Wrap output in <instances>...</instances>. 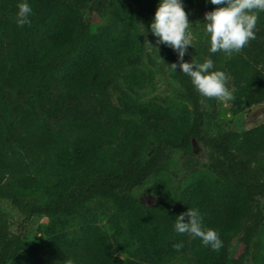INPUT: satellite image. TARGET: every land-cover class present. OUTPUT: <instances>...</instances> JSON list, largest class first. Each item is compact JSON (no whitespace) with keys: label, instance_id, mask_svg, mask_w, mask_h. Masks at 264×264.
Instances as JSON below:
<instances>
[{"label":"trees","instance_id":"trees-1","mask_svg":"<svg viewBox=\"0 0 264 264\" xmlns=\"http://www.w3.org/2000/svg\"><path fill=\"white\" fill-rule=\"evenodd\" d=\"M115 0H56L57 10L36 31L31 24L19 27L17 15L7 11L36 0H0V34L9 38L8 54L0 55V108L10 98V91L22 83L28 73V53L34 48L40 57L28 92L41 102L46 100L50 75L58 78L61 87L71 96L95 95L102 112L114 128L126 132L121 150L104 164L97 165L98 143L102 138H114L116 133L104 125L87 120L65 122L58 132L37 117L15 116L0 120V198L10 202L23 221L68 214L88 202L110 199L126 211L131 234L146 249L153 264H160L186 249L187 234L175 231L176 217L189 208L198 209L203 224L219 233L223 246L213 251L200 264H245L264 223L260 201L264 200V132L249 128L242 133L241 143L234 145L235 133L223 132L212 137L206 132L208 98L202 97L191 78L177 67L173 76L182 97L191 105L190 126L179 141L156 144L145 160L131 155L136 145L152 130L170 133L178 128L171 118L147 119L135 123L125 119L119 106L113 103L112 82L127 65L138 63L140 31L129 19L123 7L120 18H111L107 27L92 35L91 22L85 18L84 5L92 3L93 13H102ZM154 20L160 0H127ZM255 40L240 53L226 60L223 51L210 53L204 45L198 61L214 62V69L229 77L227 87L234 94V109L252 107L264 100V12L257 21ZM114 37V41H111ZM156 39H158L156 37ZM169 66L179 64L178 53L160 44ZM245 56V57H244ZM111 64L102 70L103 64ZM184 61L189 62L184 56ZM204 101L202 104L201 101ZM205 149L214 179L201 176L186 185L166 205H148L133 196V191L164 171L174 149L190 153L193 144ZM50 167L56 178H74L75 183L56 199L40 204L30 198L34 188ZM24 232L22 226L12 230L0 224V264H12ZM240 237L241 252L230 257V244ZM183 242V248L173 245ZM123 264L112 251L108 234L94 226L84 225L72 236L49 240L45 251L36 259L22 264ZM262 263L264 264V256Z\"/></svg>","mask_w":264,"mask_h":264},{"label":"rangeland","instance_id":"rangeland-1","mask_svg":"<svg viewBox=\"0 0 264 264\" xmlns=\"http://www.w3.org/2000/svg\"><path fill=\"white\" fill-rule=\"evenodd\" d=\"M182 2L191 23L187 35L192 41V46H188L185 55L189 62L193 58L198 61L202 47L210 45V34L205 31V14L213 11L217 6L212 5L210 0H182ZM92 6V3L83 6L85 18L91 22L92 35L99 34L107 27L111 18L115 16L120 18V7L125 9L129 19L138 25L140 31L136 55L140 58L139 62L127 65L124 72L111 84L112 101L120 107L123 117L135 123H142L147 119L171 118L178 124V128L170 133L152 130L146 139L131 150V155L137 160H145L154 152L156 144L164 141H179L182 133L191 124V105L182 97L181 88L165 60L161 45L157 44L156 37L150 31L152 19L142 9L127 0L110 1L102 13H93ZM31 8L33 11L29 17L30 24L36 28V31L57 10V2L56 0H36ZM7 11L17 15L19 9L11 6L7 8ZM146 40L153 47L149 46ZM111 41H114V37H111ZM8 45L9 38L0 34L2 57L7 56ZM239 53L233 52L226 57V60ZM39 59L36 50L29 49L27 76L22 83L10 91L8 103L0 108V120L10 121L15 116L37 117L55 132H58L61 124L65 122L87 120L95 125H104L116 133V137L102 138L98 143L100 156L97 165L106 163L123 147L127 138L125 130L114 128L107 121L93 93L79 97L71 96L61 87L58 78L50 75L45 78L48 85L46 100L41 102L36 99L27 88L34 77L35 66ZM110 64L111 60L106 61L102 70ZM206 110L208 115L206 132L212 137L232 131L235 133L234 145H239L245 130L260 128L264 132V100L256 106L236 111L234 100L221 101L217 98H208ZM209 163V156L205 149L198 146L196 142L190 153L174 149L171 151L167 168L137 187L133 191V196L148 205H166L195 179L201 176L214 179ZM51 172L50 167L44 170L39 184L28 199L45 204L74 185V178H56ZM260 207L264 212V200L260 201ZM4 223L12 230L22 226L24 232L17 256L12 264H22L36 259L45 251L50 239L65 235L72 236L84 225H91L106 232L110 237L114 255L123 264H153L146 249L132 236L126 211L110 199H94L71 213L34 218L25 222L8 200L0 198V224ZM241 249L240 237L234 238L229 248L230 257H236ZM210 252V247H205L200 238L188 235L186 249L160 264H200ZM263 256L264 223L254 238L245 264H263Z\"/></svg>","mask_w":264,"mask_h":264},{"label":"clouds","instance_id":"clouds-1","mask_svg":"<svg viewBox=\"0 0 264 264\" xmlns=\"http://www.w3.org/2000/svg\"><path fill=\"white\" fill-rule=\"evenodd\" d=\"M210 2L217 6L205 14V31L210 34V53L221 51L228 55L238 53L257 38V21L259 13L264 12V0H210ZM17 7L18 26L22 28L26 24L30 25L29 17L33 11L31 6L23 2ZM190 24L182 0H160L150 31L158 38V45H167L178 53L179 64H171L170 69L175 72L179 66L182 73L191 78L192 84L202 97L217 98L221 101L234 100L235 97L226 86L229 77L223 71L213 70L215 65L212 59L206 58L203 63L194 58L191 62L184 61L188 46H192V41L187 35ZM147 43L153 47L150 42ZM174 228L178 234L200 238L203 245L213 251H219L223 246L217 230L204 226L203 217L198 209L189 208L178 215ZM183 246V242L173 245L177 251ZM65 264H75V261L67 259Z\"/></svg>","mask_w":264,"mask_h":264},{"label":"water","instance_id":"water-1","mask_svg":"<svg viewBox=\"0 0 264 264\" xmlns=\"http://www.w3.org/2000/svg\"><path fill=\"white\" fill-rule=\"evenodd\" d=\"M250 119H252V118H250Z\"/></svg>","mask_w":264,"mask_h":264}]
</instances>
